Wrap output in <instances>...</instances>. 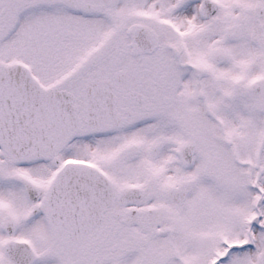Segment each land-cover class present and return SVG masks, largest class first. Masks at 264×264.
I'll return each instance as SVG.
<instances>
[{
	"label": "snow or ice",
	"instance_id": "1",
	"mask_svg": "<svg viewBox=\"0 0 264 264\" xmlns=\"http://www.w3.org/2000/svg\"><path fill=\"white\" fill-rule=\"evenodd\" d=\"M0 264H264V0H0Z\"/></svg>",
	"mask_w": 264,
	"mask_h": 264
}]
</instances>
